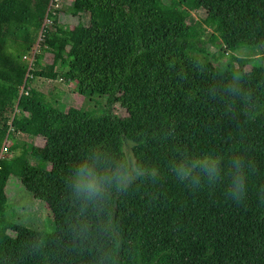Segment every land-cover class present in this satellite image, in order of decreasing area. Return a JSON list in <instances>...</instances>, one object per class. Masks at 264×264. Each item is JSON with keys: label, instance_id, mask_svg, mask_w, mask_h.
Instances as JSON below:
<instances>
[{"label": "trees", "instance_id": "16d2710c", "mask_svg": "<svg viewBox=\"0 0 264 264\" xmlns=\"http://www.w3.org/2000/svg\"><path fill=\"white\" fill-rule=\"evenodd\" d=\"M67 1L63 14L65 1L0 0V264H264V0H190L189 8L183 0ZM241 24L253 32L246 43ZM32 50L27 70L23 56ZM234 72L256 109L250 118L238 101L225 112L211 92ZM73 76L84 84L81 96L125 115L63 110L31 86L34 77L78 84ZM95 143L128 145L158 166V177L114 193L102 214L78 208L63 177ZM177 144L241 152L250 164L245 199L225 197L220 184L177 181L165 165ZM11 175L46 203L53 230L4 214ZM79 223L85 232L75 231Z\"/></svg>", "mask_w": 264, "mask_h": 264}, {"label": "clouds", "instance_id": "9594fccd", "mask_svg": "<svg viewBox=\"0 0 264 264\" xmlns=\"http://www.w3.org/2000/svg\"><path fill=\"white\" fill-rule=\"evenodd\" d=\"M225 100L224 111L232 112L238 101L245 106L244 115L250 118L256 109L249 103L250 95L244 90L242 76L232 73L213 87ZM168 172L193 189L203 185L220 184L223 195L234 202L245 199L249 187L250 164L237 149L189 148L182 144L172 146L166 157ZM159 168L133 152L113 148L103 143L86 145L74 160L69 161L64 174L68 199L80 209H93L103 213L114 193L125 191L133 182L158 177ZM264 199V186L259 189ZM87 226L79 223L75 231L85 232ZM31 247L36 249L39 242Z\"/></svg>", "mask_w": 264, "mask_h": 264}, {"label": "rangeland", "instance_id": "374dc122", "mask_svg": "<svg viewBox=\"0 0 264 264\" xmlns=\"http://www.w3.org/2000/svg\"><path fill=\"white\" fill-rule=\"evenodd\" d=\"M61 2H66L63 6V14H67V0H59ZM191 1L183 0V6L189 8ZM195 13L192 11L188 21H189V32L193 29V21L195 20ZM68 21L73 24L76 22L74 18L68 17ZM71 26V25H70ZM253 37V32L246 26L242 25L239 29L238 38L242 43L250 41ZM264 49V46L262 47ZM208 53H216V48L208 47ZM246 57V52L244 53ZM258 56H254L256 60ZM50 57L44 55L42 61L49 60ZM244 76L247 79L251 78L250 66L246 67ZM78 79L77 77L73 76ZM79 80V79H78ZM83 82L79 80V83L69 82L64 83L61 79L49 80L41 77H34L31 82V86L42 91L45 96L53 102L56 98L59 100L58 106L61 109H67L68 107H77L83 112L88 114L100 113L104 110H109L111 113L123 117L125 115V110L114 104L112 107H107L102 103L100 106H96L93 101L89 100L86 96H81L79 91L83 87ZM58 95V97H57ZM17 139L20 141H25L28 143L36 144L38 146L42 145L40 138L30 139L28 136L23 134H18ZM10 142L7 140L5 142L8 145ZM128 145L125 144L124 150L129 151ZM8 183L6 186L7 201L4 207V214L9 217L10 220L18 223L19 225L26 226L32 229H40L45 231H51L54 228V223L50 210L48 209L45 202L34 198L31 193L26 191L20 184L17 176H9ZM11 233V232H9Z\"/></svg>", "mask_w": 264, "mask_h": 264}, {"label": "built area", "instance_id": "2783aa9c", "mask_svg": "<svg viewBox=\"0 0 264 264\" xmlns=\"http://www.w3.org/2000/svg\"><path fill=\"white\" fill-rule=\"evenodd\" d=\"M57 1L59 2V0H53V2L55 3V5H58ZM42 39V35H40L38 37V41ZM38 45V44H37ZM38 52V50H32L30 51L29 55H24L23 59L25 60V62L27 63V70H31L34 67V61H35V54ZM28 77H31L30 73H27ZM26 85L22 84V86L19 87V93H26L27 89L25 88Z\"/></svg>", "mask_w": 264, "mask_h": 264}]
</instances>
